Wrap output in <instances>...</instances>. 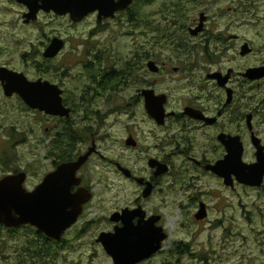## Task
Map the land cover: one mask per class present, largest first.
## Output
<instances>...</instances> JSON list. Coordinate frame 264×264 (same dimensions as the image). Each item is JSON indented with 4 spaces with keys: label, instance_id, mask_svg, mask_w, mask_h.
<instances>
[{
    "label": "flooded vegetation",
    "instance_id": "obj_1",
    "mask_svg": "<svg viewBox=\"0 0 264 264\" xmlns=\"http://www.w3.org/2000/svg\"><path fill=\"white\" fill-rule=\"evenodd\" d=\"M159 1L133 0L128 8L113 17L100 18V12L96 11L80 21L73 20L70 14L60 16L49 12L68 18L72 26L80 25L91 17L95 20L94 30L89 36L79 40L78 46L71 45V51L79 49L80 52L83 48L76 63L63 58L71 43L69 36L53 33L42 46V65L47 68H37L35 78L28 77L32 81L41 79L58 85L63 91L64 105L71 109V116H54L29 107L44 120L62 123V142H55L58 135L51 136V128L46 127V136H50L45 147L50 149L47 156L51 159L47 172L34 175L27 169L17 168L5 171L0 179L25 172L23 187L33 193L48 176L53 177L50 174L62 163L75 162L90 149L93 151L78 169L71 186L52 179L46 184L45 193L49 196L46 205L54 212L49 219L55 224L75 219L59 240L31 223L12 228L0 223V233L11 232L15 238L14 252L18 264H22L23 259L32 263L37 261L35 264H83L80 260L68 262L67 257H59L62 255L60 251L68 252L82 240L97 245L115 264L103 239L111 238L125 221L135 226L153 222L156 227L165 229L164 215L148 202L166 176L179 173L177 166L191 165L196 172L212 175L224 183V178L207 170V166L225 159L230 148L242 147L245 163L264 162V0H161V7L153 13L150 8ZM10 2L19 4L15 0ZM118 22V27L124 31L123 36L131 40L134 48L133 58L119 70L115 46ZM248 27L254 38L245 39L249 31L244 30ZM56 38L63 41V47L56 56L45 57V51ZM92 38L95 40L91 41ZM73 65L84 69V77L90 82L81 93H78V87L76 93L67 87L64 73L57 74V66L69 69ZM0 84L3 89L1 81ZM127 89L131 91L127 104L115 105L113 109H94L100 100L114 101L116 92ZM148 92L164 99L163 118H155L148 109ZM5 96L21 98L18 94ZM89 110H92L99 128L89 148H84L80 142L87 138V134L82 138L77 128L79 120L75 116L79 112L89 114ZM109 116H124V144L127 148H140L142 134L146 140L151 137L156 141L154 147L148 142L145 148L142 147V155L145 154L152 169L151 175L135 174L117 159L101 153L100 143L109 138L108 134L101 133L111 126L108 124ZM88 129L86 133L91 132ZM44 141L38 139L37 143L42 145ZM153 148L158 149V153L150 154L149 150ZM97 157L111 164L113 171L124 180L140 185L141 191L134 200L101 195L106 194L103 190H109L110 184L101 180V176L92 177L87 173L90 163ZM152 160L166 164L169 170L156 175L159 166L152 167ZM140 179L144 182L140 183ZM233 179L234 186L224 185L233 190L239 187L264 188V182L261 187H251L237 182L235 176ZM148 182L153 189L146 197L144 191ZM69 195L72 196L71 203L65 207ZM84 196H89V200L83 202ZM94 201L98 204L95 205ZM164 243L151 258L162 252Z\"/></svg>",
    "mask_w": 264,
    "mask_h": 264
},
{
    "label": "rangeland",
    "instance_id": "obj_2",
    "mask_svg": "<svg viewBox=\"0 0 264 264\" xmlns=\"http://www.w3.org/2000/svg\"><path fill=\"white\" fill-rule=\"evenodd\" d=\"M161 5L160 0L150 10L154 13ZM26 10L23 5L11 3L10 0H0V66L7 65L24 72L30 79L35 78L37 68H47L42 65L43 43L49 35L57 32L71 39L64 60L76 63L81 58L79 53L83 48L80 52L79 49L71 51V45L78 46L79 40L89 36L94 30V18L72 26L68 18L42 12L38 20L25 24L23 14ZM118 26L119 22L115 36L116 67L119 70L133 58L134 48L131 40L123 36V29ZM244 31H249L245 39L254 38L249 27ZM94 40L95 38L91 39ZM57 68L58 76L64 73L67 87L75 93L77 87L78 93H81L90 84L84 77L85 70L79 65H73V68L69 69L61 66ZM130 92L129 89L125 92L120 90L116 92L117 98L114 101L100 100L96 103L98 107L94 109H113L115 105L121 107L127 104ZM92 113V110H89V114L79 112L75 116V119L79 120L77 128L82 138L87 134V138L80 142L84 148H87L92 137L98 134L99 127ZM114 123L116 124L113 125ZM108 124L111 126L101 132L109 135L108 140H103L99 145L101 153L117 159L135 174L151 175L152 169L145 159V154L142 155V147L145 148L147 142L154 147L156 141L151 137L146 140L142 134L140 148H127L124 144V116H109ZM46 127L51 128V136L61 134L63 129L62 123L53 119L44 120L31 111L21 98L6 97L0 84V176L5 171L17 168L27 169L34 175L47 172L51 159L47 156L50 149L45 147L50 136H46ZM87 128L91 132L86 133ZM38 139L45 141L39 145ZM149 152L156 154L158 149L153 148ZM176 170L179 173L166 176L157 193L148 202L164 215L168 239L158 256L142 264H264V188L257 190L239 187L233 190L225 186L219 178L196 172L193 166L188 164L185 167L177 166ZM87 173L92 177L101 176V180H107L110 184L109 190H103L106 194H101L105 198L116 196L134 200L141 191L138 183L124 180L113 171L111 164L101 161L98 157L90 163ZM200 202H204L208 208V216L202 222L195 219ZM94 204L97 205V201H94ZM88 241L82 240L68 252L60 251L62 255L59 257H67L68 262L80 260L83 264H113L112 259L97 245L86 243ZM15 244L11 232L0 233V264H18V257L14 252ZM21 263L35 264L37 261L32 263L23 259Z\"/></svg>",
    "mask_w": 264,
    "mask_h": 264
},
{
    "label": "water",
    "instance_id": "obj_3",
    "mask_svg": "<svg viewBox=\"0 0 264 264\" xmlns=\"http://www.w3.org/2000/svg\"><path fill=\"white\" fill-rule=\"evenodd\" d=\"M25 6L27 11L23 14L24 23L38 20L41 11L54 12L64 16L70 14L75 21L84 19L91 13L100 12L101 17H113L119 11L128 8L133 0H15ZM63 47V41L56 38L47 48L44 56L52 58L58 54ZM0 81L4 93L7 96L18 94L24 103L33 109H39L46 113L60 117H70L71 109L63 103L62 89L49 81H32L28 76L20 71L8 67H0ZM148 109L157 119L163 118L164 99L155 96L153 92H148ZM129 144L132 141H128ZM134 144V142L132 143ZM92 149L80 156L77 161L62 163L58 169L48 176L36 192H28L23 187L25 172L7 175L0 179V223L12 228L21 224L31 223L45 232L48 236L60 239L65 230L75 221L63 220L59 224L51 221L49 215L54 213L48 209L46 200L49 196L45 193L48 182H66L70 186L76 180L78 169L85 164L92 153ZM243 150L230 148L225 159L218 161L214 165H208L207 170H211L221 178L227 186H234L233 176L237 182L251 186L261 187L264 182V162L258 164H248L243 161ZM150 165H158L156 175L166 173L169 168L166 164H160L156 160L150 161ZM62 176L63 178H60ZM140 179V183H143ZM152 184L148 182V187L144 191V196L152 193ZM84 201L89 200V196H84ZM66 199V197H65ZM72 196L69 195V206ZM208 216L207 205L202 202L195 219L201 221ZM168 239V234L162 227H156L153 222L140 223L138 226L125 221L122 228L118 229L111 238L103 239L107 252L113 256L115 264H138L151 258L159 252L163 243Z\"/></svg>",
    "mask_w": 264,
    "mask_h": 264
},
{
    "label": "trees",
    "instance_id": "obj_4",
    "mask_svg": "<svg viewBox=\"0 0 264 264\" xmlns=\"http://www.w3.org/2000/svg\"><path fill=\"white\" fill-rule=\"evenodd\" d=\"M70 135H72V132H71ZM55 142H57V143H61L62 142V134H59L58 135V137L56 138V141ZM69 142H71L70 136H69Z\"/></svg>",
    "mask_w": 264,
    "mask_h": 264
}]
</instances>
